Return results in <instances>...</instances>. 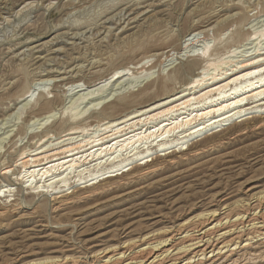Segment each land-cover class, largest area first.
Listing matches in <instances>:
<instances>
[{
	"label": "rangeland",
	"instance_id": "rangeland-1",
	"mask_svg": "<svg viewBox=\"0 0 264 264\" xmlns=\"http://www.w3.org/2000/svg\"><path fill=\"white\" fill-rule=\"evenodd\" d=\"M25 4L29 6L24 8ZM197 33L191 41L189 35ZM260 33H264V0H0V166H5L0 167V174L6 166L18 174V151L36 144L49 128L53 131L54 122L58 125L73 113L82 118L91 112L88 100L81 101L95 89L85 88L88 82L107 74L109 78L114 69L130 66L128 75L132 76L115 82L103 77L100 85L104 87L95 91L111 100L98 112L101 118L116 117L131 110L111 105L118 98L140 101L143 94L160 88L164 79L178 87L193 80L203 63L191 56L201 54L205 46L227 67L254 52L264 53V37L249 41ZM188 63H192L190 71ZM48 72L50 80L58 81L42 83ZM63 77L78 79L83 87L65 86L67 81L59 82ZM21 93L27 96L23 99ZM46 100L56 108L48 116L41 108ZM245 131L198 147L199 155L194 156L195 150L175 155V164L160 160L154 176L136 178V172L117 177L101 186L97 197L56 213L53 192L28 197L30 190L15 181L16 175H0V187L12 185L8 187L11 193L0 197L1 207L10 205L6 217L0 219V264L21 255L26 262L75 254L84 262V248L99 249L123 241L124 236L133 238L177 224L199 213V207L215 195L232 202L249 188L263 191L264 127ZM54 136L46 138L44 146L60 141L56 140L60 135ZM75 185L71 184L74 189L70 191L79 190Z\"/></svg>",
	"mask_w": 264,
	"mask_h": 264
},
{
	"label": "bare ground",
	"instance_id": "bare-ground-1",
	"mask_svg": "<svg viewBox=\"0 0 264 264\" xmlns=\"http://www.w3.org/2000/svg\"><path fill=\"white\" fill-rule=\"evenodd\" d=\"M28 6L25 4L24 8ZM189 36H193L191 41L194 42L199 33ZM261 37H264V33H260L258 37H249V41L253 42ZM191 57H199L203 63L199 74L193 80H183L184 83L178 84V87L176 82L164 79L160 81V88L143 94L140 101L128 97L123 100L118 98V102L111 105L131 110L116 117L101 118L102 115L98 113L105 105L111 103V100H105L95 92L97 89L102 90L104 86L100 84L108 74L103 76L104 78L88 82L85 88L95 89L89 90L92 91L91 94L87 92L90 95L86 93L87 96L81 101L88 100L91 112L84 111L88 115L82 118L73 113L71 117L61 119L58 125L54 122V130L49 128L47 133L42 136L40 134L36 144L23 146L25 148L19 151L16 149L18 153L15 167L19 165L21 168L18 174L13 173L11 166L4 168L2 163L0 167L4 166V169L2 168L0 175L5 178L8 174L16 175L15 181H20V185H25L28 187L26 189L30 190L28 197L53 192V195H56V207L52 210L56 213L67 205L97 197L102 193L97 190L117 177L134 176L136 172L139 174L134 176L136 178L154 176L160 170L157 165L160 160L170 159V164H175L172 160L175 155L195 150L196 156L200 154L198 147H205L214 139H223L235 131H241L240 135H243L251 126L254 130L264 127L263 52H254L236 66L228 67L227 62H223L215 54L208 53L207 46L201 54ZM142 61H139V65L144 63ZM136 65L139 66L138 63ZM185 66L190 71L192 63ZM128 67L114 69L106 81L115 82L127 76L132 70ZM144 67L146 68H142ZM49 73L45 75L47 78L41 80L42 83L52 81L49 79ZM132 78L137 80L138 77ZM76 80L63 77L59 82L67 81L65 86L83 87V84L81 86L79 80ZM152 100L154 102L150 105L135 108L140 103ZM43 107L47 110V116L56 111L51 100L44 101L41 108ZM43 116H39L40 119ZM52 133L55 136L60 135L56 138L60 141L55 145L44 146L46 138L52 139L53 135H49ZM74 183L79 190L70 191L73 188L71 184ZM8 187L12 185L0 187V197L6 198L5 194L11 193ZM256 189H247L241 198L232 202L220 194L215 195L206 205L199 207L202 209L199 213L187 216L185 220L169 227L133 238L124 236L123 241L99 249L97 246L84 248V262H80V257H75V254L26 262V256L21 255L8 259L5 264H264V190ZM9 210L10 205L9 208L0 206V219L6 217Z\"/></svg>",
	"mask_w": 264,
	"mask_h": 264
}]
</instances>
